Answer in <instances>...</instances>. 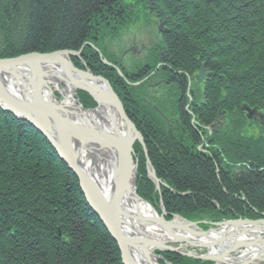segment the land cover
Returning a JSON list of instances; mask_svg holds the SVG:
<instances>
[{"label": "trees", "instance_id": "trees-1", "mask_svg": "<svg viewBox=\"0 0 264 264\" xmlns=\"http://www.w3.org/2000/svg\"><path fill=\"white\" fill-rule=\"evenodd\" d=\"M144 11L168 29L157 48L147 51L145 63L150 57V69L165 61L182 76L161 87V94H152L144 82L133 85L143 75L130 77L126 70L141 68L139 59L122 67L124 78L100 56L113 59L107 40ZM80 48L81 62L72 61H85L110 81L166 184L158 191L147 178L144 150L136 142L140 196L160 211L161 194L166 212L189 220L256 218L264 212V136L253 142L240 133L247 123L241 105L264 111V0H0V57ZM198 59L212 74L192 122L184 106L187 76L198 71ZM78 95L84 107L94 106L88 94ZM216 119L223 124L203 128ZM156 253L160 262L211 264ZM0 264H122L76 176L43 135L1 108Z\"/></svg>", "mask_w": 264, "mask_h": 264}, {"label": "water", "instance_id": "water-1", "mask_svg": "<svg viewBox=\"0 0 264 264\" xmlns=\"http://www.w3.org/2000/svg\"><path fill=\"white\" fill-rule=\"evenodd\" d=\"M158 30L164 33L168 32V29L163 25L161 20L159 22ZM80 50L81 48L79 50L60 49L51 52L30 51L12 57H0V107L17 119L29 123L41 135H43L50 146L54 149L56 155L62 159L68 166V169L73 172L77 178L78 186L87 205L95 213L112 239L116 242L122 264H146L145 262L141 263L139 261L133 250H142L146 259H150L151 257L152 253L150 250L153 252L159 250L178 252L201 260H211L214 264H217L221 260V257L217 254L211 255L204 247L203 248L206 249V252H197L190 249L186 251L187 246H196L186 245L185 247L184 245V248L182 249L181 246L178 245L164 244L162 241L154 238V235L146 230L148 229V226H145L143 222H146V219L149 220V216L135 215L124 211L122 203L126 193L132 189V186H130L131 178H133V192L135 196L143 201V199L136 193L135 172L137 162L132 155L133 150L131 145L133 142L139 141L145 151L147 176L152 182H154L156 189L160 190V185H165V183L155 176L154 168L147 156L143 138L136 130L135 124L129 119L122 102L110 86L109 82L101 76L94 75L89 69L81 70L75 67L69 60L61 58V55L63 54L80 57ZM38 59H57L61 63L68 79L75 84L76 89L89 93L92 98L97 99L94 92H100L97 96L101 101L107 102V104L116 111L118 120L123 123L126 129L125 134H112L101 130H94V128L87 129L54 125L52 122L48 121L45 113H53L57 110V107L49 103L48 100L47 102L44 101L41 94L37 96L36 90H32V96L27 97L28 100L21 98L19 95L13 94L5 86L2 80L7 78L10 81V84L16 89L26 87V85H28L26 71L19 72L18 70L16 73H13L11 68L17 65L19 67L24 66L27 68L32 62H36ZM103 61L111 64L106 59H103ZM198 63L199 70L193 75V77L197 82H200L204 77L209 75V73L205 70L204 63L200 60H198ZM117 71L121 74L118 68ZM91 80L103 83L107 90L102 92L100 87L96 83H92ZM241 108L246 111V117L248 119H253V121L258 122L259 124H264V114H260L257 107L250 108L243 105ZM87 143H95L106 149H115L117 154V160L115 161L117 162H114L116 163L114 170L115 177L111 185V190L108 189L107 191H103L98 181L95 179L93 180L92 176H88L84 171L85 168L80 162L79 157L81 153L86 152L89 154L90 152L83 149L78 150V145ZM84 155L86 154L84 153ZM93 160H97L95 156ZM160 207L162 210L160 217L164 219V214L166 213L163 206L161 205ZM154 210L155 209L153 208L152 211L156 214L157 212ZM174 216L180 217L182 220L186 221L184 222L186 224H198V222H200H192L180 215H173L172 217L174 218ZM172 219H169L168 222ZM239 220L249 223L264 221L261 219ZM149 223V226L163 225V223L159 221H154V223L150 221ZM218 223L219 222H216L214 224L216 225ZM235 246L239 247L242 245H231L227 249L232 250V247ZM225 254L226 252H224V255ZM159 257L160 256H158V258Z\"/></svg>", "mask_w": 264, "mask_h": 264}, {"label": "bare ground", "instance_id": "bare-ground-1", "mask_svg": "<svg viewBox=\"0 0 264 264\" xmlns=\"http://www.w3.org/2000/svg\"><path fill=\"white\" fill-rule=\"evenodd\" d=\"M150 44H153V42H150ZM155 47L156 45L152 46L150 50L153 51ZM125 50L126 49H123L120 53L115 52L113 59L115 58V56L119 57V55H121V53H123ZM61 58H64L65 60H69L70 62H72V64L75 67L81 70L89 69L87 65L85 64L86 63L85 61H84L85 63L82 61L83 66L79 65L80 67L76 66L74 62L72 61V58L78 59L80 61L81 55L80 57H77V56L63 54L61 55ZM158 58L159 59L162 58V56L160 55V51H158ZM198 60H197V65H198V70H199ZM130 62L131 61L125 62L126 67L131 66V64H129ZM160 62H163V61L160 60ZM147 64L149 66L150 63H147ZM155 67L148 69V71L145 73H141L137 69L132 68L133 73L139 72V75H143L139 79V81L132 82L133 85H138L142 82L145 83L146 81H143V77H149V73H153V75L159 74L161 71L165 72L166 79H169L168 83L170 80L179 79L177 76L173 74L166 73V71L168 72L170 68H169V64H167L165 61L162 63V65L159 66V68H155ZM160 67H163L164 70L160 69ZM114 68L116 72L119 74V76L126 78L124 71L119 65L116 64ZM117 68L120 70L121 74L117 71ZM204 68H205V63H204ZM11 70L13 73H16L18 70L19 72L26 71V75L28 76V79H27L28 85H26V87H21V88L16 89L14 88V86H12V84H10V81L4 77L5 79H3L2 81L5 84V86L13 94L19 95L21 98H24L26 100H28L27 97L32 96V90H36L37 96L41 94L42 99L44 101L47 102L48 100L49 103L56 106L57 110L55 112L50 113V114L48 112L45 113L48 121L52 122V124L72 126V127H78V128H87V129L94 128V130H101L103 132L112 133V134H120V135L125 134L126 129L123 123H121L118 120L116 111L110 105H108L107 102L101 101V99L97 96L100 94V92H96V93L94 92L97 98L95 99V98H92V96L89 93L83 90H80V89H76L75 84L68 79L67 75L65 74L63 70L61 63L57 59L56 60L38 59L36 62H32L27 68L24 66L19 67L17 65V66H13ZM144 70H147V68H145ZM177 72L181 76V72L178 70ZM196 73L192 74V78L194 80L195 78L193 77V75H195ZM207 73H209V75L204 77V82H205V79H207L208 76L212 74L210 71H207ZM94 75L103 77L109 82L110 86L112 87L110 81L106 77L100 74H94ZM91 81L92 83H96L100 87L102 92L107 90L105 85H103V83L98 82L96 80H91ZM148 83H149V86L151 87L157 86L155 84L150 85L151 82H148ZM163 84L164 85H162L161 87L164 88L166 85L165 83ZM77 91H82L88 94L91 97V99L94 101V106L83 108L82 107L83 105L82 106L80 105L81 102L79 101V99H77V96L75 94V92ZM203 91L204 89L202 90L200 100L196 102V105L191 103L192 93L189 95L187 94L188 102L185 104L184 108L186 109L188 114L192 116L191 120H193L194 117L196 116L192 109L198 106L199 103H201L204 100ZM56 92H58V94L61 96L59 97V100L57 99L58 97L56 96ZM144 100L148 102V99H144ZM243 105H241V107ZM250 108H253V107H250ZM155 109L158 112L160 111L158 108H155ZM257 110L260 112V114H264V111H261L259 109ZM243 111L246 117V111L245 110ZM250 120L249 122L251 123L253 119H250ZM253 122H256V121H253ZM216 123H219L218 119L213 121L209 127L211 128ZM135 128L141 134L143 138V135L141 131L136 127V124H135ZM209 129H206V130L209 131ZM260 135L263 136L264 134L261 133ZM260 135H258L259 137L258 136L255 137L254 135L249 134L246 137L249 139H252L253 142L255 141L258 142V140H261L262 138V136ZM203 137L204 136L202 135L201 136L202 140H204ZM136 142H138L141 145L139 141H135L131 145V148L133 150L132 152L133 158L137 162V159L134 157V150L136 149ZM143 142H144V138H143ZM80 149L88 150L90 152L89 154L84 152L86 155H84V153H81L79 157L80 162L83 164L85 168L84 171L86 172V174L88 176H92L93 180L94 179L97 180L103 191L105 190L107 191L108 189L111 190V185L115 177L114 170H115L116 163L114 162H117L115 161L117 160V154H116L115 149L114 148L106 149L95 143H87L83 145H78V150ZM144 155H145V151H144ZM94 156L96 159L99 160L98 162L93 160ZM60 160L66 165V163L62 159ZM239 171L240 169H238L237 167L236 169L233 170V173L237 174L239 173ZM155 176H156V173H155ZM135 185H136V193L138 194L136 177H135ZM130 186H132V189L126 193L123 199V203H122L123 209L125 212H130L135 215L149 216L150 219L149 220L146 219V222L144 221L143 224L145 226H148V229L146 230H148L150 234L154 235V238H156L157 240L162 241L164 244L181 246L182 249L184 248V245L185 247L186 245H191V246H196V247H201V248L204 247L207 249V252L209 251L208 253H210L211 255L217 254L221 257V260L217 264H264V221L262 222L255 221V222L249 223V222H242L239 219H250V220H255V219L248 218V217H236V218L226 219L227 221L225 219L219 220V221H209V220L206 221V219L191 220L192 222H195V221H200V222H198V224L197 223L196 224H186L184 223L186 221L182 220L178 216H174V218L168 222L169 219H165L163 217L165 219L164 220L160 217L161 215H158L157 213L155 214L152 211L154 205H152L148 200H146L139 194L138 195L143 199V201L140 198L135 196L133 192V178H131ZM161 186L162 184L160 185V189H161ZM159 200H161L160 202L162 203L161 194H159ZM262 214L264 215V212H262ZM173 215L174 213H172L171 216ZM258 219L264 220V217H261ZM150 221L152 223H154V221H159L163 223V225L161 226L150 225L149 226L148 224H150L149 223ZM216 222H219V223L215 225L214 223ZM201 224H206L207 226L204 228L201 226ZM231 245H242V246H239V247L235 246V247H232L233 248L232 250H228L227 248L230 247ZM187 250L188 249H186V251ZM133 252L136 254V256L138 257L141 263L145 262L146 264H161L159 263V260L163 258L160 253L156 255V253H154L151 250L150 252L152 254H151L150 259L145 258V255L142 252V250H133ZM224 252H226L225 255H224ZM177 254L181 256L189 257V258H194V257H190L187 255L178 253V252ZM158 256L160 257L158 258ZM195 259H198V258H195ZM163 264H171V263L165 260L163 261Z\"/></svg>", "mask_w": 264, "mask_h": 264}, {"label": "rangeland", "instance_id": "rangeland-1", "mask_svg": "<svg viewBox=\"0 0 264 264\" xmlns=\"http://www.w3.org/2000/svg\"><path fill=\"white\" fill-rule=\"evenodd\" d=\"M126 1L129 2L130 0H126ZM136 18H137L136 22H132L129 25L125 26L119 35H115L112 39H110V42H108V40H107V47H109V49L120 53L123 49L133 47V46H135V47L140 46L141 47L143 45H147L151 41L156 40V38L158 36V34H157L158 33L157 32L158 23L155 21L154 15L148 14L146 11H144V13L141 12L140 16L136 17ZM129 56L130 55H127L126 58ZM161 91H162L161 93H163V89H161ZM150 92H151V90H150ZM75 94L77 96V99H79V101H80V96L78 95V91L75 92ZM195 95H197V94H195ZM56 96L58 97L57 98L58 100H59V97H61L58 94V92H56ZM197 96L199 97L200 95L198 94ZM249 120L250 119H247V123L240 129V133H242L245 136L252 134L255 137L260 135L262 132L264 133V128L260 129L258 127V125L264 127L263 124H259L257 122H253V121L250 123ZM224 123H226V122L224 121ZM219 124H223L222 119L219 120ZM199 147H201V145ZM96 161L98 162L99 160L97 159ZM145 167H146V163H145ZM136 171H137V168H136ZM146 174H147V169H146ZM135 176H136V172H135ZM155 188H156V186H155ZM160 201L161 200H159V203H158V208L160 211H158L156 209V207H154V206H153V208L160 215L162 213L160 206L162 205L163 209L166 213V214H164L165 219H172L173 217L171 216V214L166 212L164 205ZM167 215H169V218H166ZM174 215H179V214L174 213ZM258 215H259V217H256L254 219H258V218L263 217L262 212L258 213ZM187 249L195 250L197 252H206V249L200 248V247L187 246ZM161 252H163V251H161ZM154 253H156V251ZM156 255H158V253H156ZM207 261H210L211 264H214V262L211 260H207ZM159 263L163 264V262H160V261H159Z\"/></svg>", "mask_w": 264, "mask_h": 264}, {"label": "flooded vegetation", "instance_id": "flooded-vegetation-1", "mask_svg": "<svg viewBox=\"0 0 264 264\" xmlns=\"http://www.w3.org/2000/svg\"><path fill=\"white\" fill-rule=\"evenodd\" d=\"M155 21L158 22L159 19L157 17H155ZM158 26H159V24L157 25V28H158ZM157 32H158V30H157ZM157 34H158V36H157L156 40L155 41H151V42H153V44L148 43L147 45H143L141 47L139 46L140 48L139 47H135V46L126 48V50L123 53H121V55H119V57L114 58V59L111 58V60L109 61V63H112V65L113 64L114 65L117 64L121 68L122 67L127 68L125 62H128V61L134 62L133 61L134 59H139L140 61L143 62V66L141 68H138V69L136 68V69L139 72H141V73L147 72L148 69H149L148 68L149 67L148 64L145 63L146 58H147V55H148L147 51L150 50L151 47L152 46H155V45H156V48H157V46L159 45V42H160V38H161L162 32H158ZM111 52H112V54L115 53L114 50H111ZM127 55H130V56L125 59V57ZM153 58H154V56L152 57V59ZM148 61H149L148 63H150V61H151V58L150 57H149V60ZM162 63L163 62H160L159 61L155 68H159V66L162 65ZM145 68H147V70H144ZM169 68H170V70L168 72L166 71V73L173 74V75L177 76L179 79L182 78L178 74L177 70L172 69L171 67H169ZM162 69L164 70V68H162ZM126 71L128 72V75L130 77H136L137 75H139V72L133 73L132 70H128V69ZM168 80L169 79H166V75H165V72L164 71H161L159 74H155V75H153V73H149V77H143V81H146L145 82V85H146V87L149 90H151V93L158 92V94H161V92H162L161 91V86L164 85L163 83H165V85L168 86ZM148 82H151L150 85L151 84H155L157 86L156 87H151V86H149V83ZM203 82H204V79L202 81H200V82H197L196 80H194L192 78V75H190V76L187 77V86H188L187 87V94L189 95V94L192 93L191 94L192 95V101H191V103H193L195 105H196V102H198L200 100V96H201L200 93H202L203 86H204ZM166 86L164 88H166ZM194 93L197 94V95L199 94L200 96L198 97ZM193 121H195V119H193ZM203 128L204 129H209L210 127L209 126H203Z\"/></svg>", "mask_w": 264, "mask_h": 264}]
</instances>
